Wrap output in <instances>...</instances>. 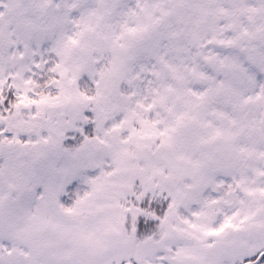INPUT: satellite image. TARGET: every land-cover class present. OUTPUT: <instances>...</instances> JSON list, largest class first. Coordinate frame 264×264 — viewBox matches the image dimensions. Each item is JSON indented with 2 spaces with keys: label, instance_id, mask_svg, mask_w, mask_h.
Returning <instances> with one entry per match:
<instances>
[{
  "label": "snow or ice",
  "instance_id": "snow-or-ice-1",
  "mask_svg": "<svg viewBox=\"0 0 264 264\" xmlns=\"http://www.w3.org/2000/svg\"><path fill=\"white\" fill-rule=\"evenodd\" d=\"M0 264H264V0H0Z\"/></svg>",
  "mask_w": 264,
  "mask_h": 264
}]
</instances>
